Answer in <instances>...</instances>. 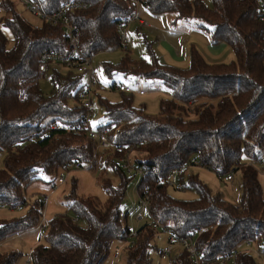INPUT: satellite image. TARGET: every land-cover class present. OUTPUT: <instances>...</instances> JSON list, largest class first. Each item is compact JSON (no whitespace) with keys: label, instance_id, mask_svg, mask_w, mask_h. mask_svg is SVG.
Instances as JSON below:
<instances>
[{"label":"trees","instance_id":"16d2710c","mask_svg":"<svg viewBox=\"0 0 264 264\" xmlns=\"http://www.w3.org/2000/svg\"><path fill=\"white\" fill-rule=\"evenodd\" d=\"M69 0H42L49 12L57 11ZM87 7L70 12L78 29L80 50L94 55L120 47L118 24L136 6L130 0H78ZM258 1L142 0L153 13L175 12L181 18L200 17L209 25L213 44L226 42L236 59L229 63H210L195 47L188 67L163 64L152 54L136 60L129 51L117 64L104 63L107 74L133 73L156 77L172 97L162 99L160 112L151 115L145 105L133 103L132 95L122 92L111 101L96 92L104 120L96 129H110L117 148L100 150L92 169L100 170L105 200L79 195L76 181L67 195L69 214H56L40 236L44 241L33 248V264H105L114 244L127 241L126 264H152L151 250H158V230L146 223L133 241L128 212L123 202L130 179L120 166L122 147L134 148L135 161L148 168L138 190L148 196L152 217L182 236L208 227L197 241L204 260L213 259L245 242H264V189L260 169L264 170V23ZM19 0H1L7 11L5 25L13 33V45L0 28V204L16 206L27 198V189L40 173L55 178L64 165L86 164L94 157V144L85 122L87 109L82 104L84 76L62 64L49 63L41 76L49 75L52 89L45 92L39 83V64L43 54H66L69 38L61 25L43 19L29 21L18 8ZM139 5V6H140ZM138 6V7H139ZM138 9V8H137ZM28 84L25 98L21 97ZM70 125L73 128L67 129ZM75 128V129H74ZM102 152V153H101ZM258 162V167L249 164ZM200 165L219 175L241 171L242 196L234 205L213 192L192 166ZM181 172L179 186L161 182L175 168ZM262 167V168H261ZM109 170L120 182L114 185ZM57 180V178H56ZM56 182V181H55ZM171 189H191L194 199L180 198ZM20 215L0 217V246L15 235L38 226L43 215V200L36 199ZM79 217L73 222L72 217ZM45 234V235H44ZM18 250L2 251L0 264H17ZM171 264H192L187 250ZM230 264H258L256 257L241 252Z\"/></svg>","mask_w":264,"mask_h":264},{"label":"rangeland","instance_id":"374dc122","mask_svg":"<svg viewBox=\"0 0 264 264\" xmlns=\"http://www.w3.org/2000/svg\"><path fill=\"white\" fill-rule=\"evenodd\" d=\"M1 1V0H0ZM209 6H213L212 0H204ZM18 8L22 11L23 15L32 23L40 24L41 18L36 16L27 5L18 3ZM139 18L144 20V24L140 25L139 22H132L128 25V51L133 59H150L152 54L158 57L159 61L163 64L178 66L181 68L188 67L190 63V53L192 47L210 63L224 62L229 63L236 59V55L232 47L226 42L220 44H213L208 28L210 25L200 17L181 18L175 12L153 13L146 6L139 7ZM8 16L7 11L0 4V28L6 33L9 43L8 46L13 45V33L5 25L6 18ZM127 50L122 47H116L112 50L100 52L92 57V64L97 74V79L100 84L107 86L106 90L100 92L108 97L111 101H119L122 97V92L113 88L115 82L124 81L129 86H132L136 90L139 88L145 89L146 93L140 95L137 92L132 95L133 103L139 107L145 105V112L151 115H156L160 112L161 100L169 99L172 94L167 87L163 84V81L159 78L152 77H139L133 73L114 72L113 74H107L104 68L105 62L111 64H117L122 57L126 54ZM179 56L182 58L178 61ZM172 57V59H171ZM173 57L175 59H173ZM185 61V62H183ZM39 83L43 90L49 93L52 89V83L49 75L40 76ZM94 114L91 118V125L93 129L102 123L104 120V111L99 104L97 95L94 98ZM102 153V152H101ZM4 166V156H0V167ZM262 168V167H261ZM189 169V168H188ZM191 170L198 173L200 178L207 183L214 193L219 194L221 197L229 201L234 205H239L241 202L242 188H241V171L232 170L234 178L227 179V174L219 175L213 170L207 167L195 165L191 167ZM100 170L97 169H83L72 170L67 174L66 182L59 186H54L50 182L53 178L46 173H40V180L34 182L27 189L28 202L32 203L36 199H39L42 194H50L49 202L45 211L47 220H50L56 214H69L72 215V211H69L66 207L67 195L73 189V182L76 181L77 193L79 195H93L98 196L100 199L105 200L107 193L103 188L101 180ZM110 179L114 185L120 182L118 177L113 171L109 170ZM59 176H56V178ZM55 178V181H56ZM261 182L264 189V172L260 174ZM142 177L140 175H134L128 184L125 199L123 202V209L128 212V224L131 231H138V229L146 223L151 222L149 214H144V218L139 220L136 218V214L140 210L141 195L138 190V186ZM54 181V183H55ZM172 194L180 198L194 199L198 197V193L191 189L174 190L170 188ZM20 211L0 210V217H9L12 215H20ZM145 213V212H144ZM42 233L37 229H32L26 233L15 235L2 243L1 250H18L23 254L17 264H33L28 261V255L31 250L40 242L44 241V236H40ZM45 235V234H44ZM170 233L159 229L155 237V244L159 249H166L169 246ZM128 241H133V238H129ZM119 243L114 246L112 253L105 262V264H126L125 246L127 241H117ZM120 247V257H115V248ZM247 250L254 251L258 249V244L252 242L250 245H244ZM183 252V247L178 243L173 244V251L170 254H160L158 250H151L153 258L152 264H171L179 253ZM254 255V253H252ZM258 260V256L254 255ZM264 264V258L260 259Z\"/></svg>","mask_w":264,"mask_h":264},{"label":"built area","instance_id":"2783aa9c","mask_svg":"<svg viewBox=\"0 0 264 264\" xmlns=\"http://www.w3.org/2000/svg\"><path fill=\"white\" fill-rule=\"evenodd\" d=\"M22 4L27 5L28 8L41 19L51 22L53 24L61 25L64 29L66 36L69 38V49L66 54H61L59 52H47L43 54L41 57V61L39 64L40 76L47 68L48 64H62L67 68L73 69L77 71L79 74L84 76V90L82 92V104L87 109L85 122L87 124L89 135L92 137L94 144V157L90 162L83 164L81 162H72L63 166V168L59 172V176L57 177L54 186H59L62 183L66 182L67 174H69L72 170H83L88 169L93 166L94 159L97 156L98 151L106 150V149H115L117 148V142L110 135V129H93L91 125V118L94 114V98L96 96V92H100L101 90H106L107 86L104 84H100L97 79V74L92 64V57L85 55L80 50V36L78 29L75 28L69 18V13L78 9H83L87 7L86 2L78 1V0H69L63 3L60 8L55 12H49L44 7L42 0H19ZM142 0H130L131 4L136 6L135 12H133L130 16L126 18V20L120 22L118 24V31L120 33V44L119 46L128 50L129 36H128V25L137 20L142 21L138 15V6ZM259 7V17L260 20L264 23V3L258 1ZM39 76V77H40ZM28 84L24 86L21 92V97L25 98L27 94ZM113 88L120 92L131 93L134 94L137 92L140 95H144L146 91L144 89H135L132 86L123 84V83H114ZM67 129L73 128L70 125L65 126ZM75 129V128H74ZM121 150H124L123 156L119 159V163L121 168L129 175H140L142 178H145L149 175L150 170L135 161L134 158V148L132 147H122ZM249 164L258 167V162L250 160ZM187 166H183L181 168H175L170 172L168 177H161V182H166L170 186H179V176L182 171L187 170ZM264 170L260 169V172ZM234 176L231 171L227 174V179L231 180ZM43 200V215L38 226L35 229L39 230L40 233H44V231L48 228V220L45 215V211L47 208V204L49 202L50 194H42L40 197ZM30 204L28 202V197L23 203H20L16 206L0 204V210L8 211V210H18L23 211L26 206ZM145 212V213H144ZM144 214H149L151 217V226L158 230L162 229L163 231H168L170 233L169 238V246L163 250L164 254H170L173 251V244L178 243L185 250L188 251L190 258L192 260V264H230L233 263L235 258L241 252L254 253L258 256V264H262L260 259L264 258V242L258 244V249L254 251H249L247 248L243 247L244 245H250L252 242H245L241 246L233 249L232 251L224 254H219L215 256L213 259L204 260L202 258V254L198 248V238L199 236L208 230V227H202L196 232H193L189 235L182 236L178 233L172 231V228L159 222L158 220L152 217V213L149 208V199L146 195L145 197L141 196L140 199V210L136 214V218L142 220L144 218ZM73 222H78L79 217L73 216ZM137 231H131L130 236L134 238L137 235ZM120 256V247L115 248V257L118 258ZM33 259V249L28 255V261L32 262Z\"/></svg>","mask_w":264,"mask_h":264},{"label":"crops","instance_id":"0c3cea01","mask_svg":"<svg viewBox=\"0 0 264 264\" xmlns=\"http://www.w3.org/2000/svg\"><path fill=\"white\" fill-rule=\"evenodd\" d=\"M140 6H141V5H140ZM140 6H139V7H140ZM139 7H138V13H139ZM141 20H142V21L137 20V21H135V22H139L140 25H143V24H144V20H143V19H141ZM176 58H178V61H181L183 57L180 58L179 56H176ZM171 59H172V57H171ZM173 59H175V58L173 57ZM183 62H185V61H183ZM115 83H116V82H115ZM118 83H123V84L128 85V84H127L126 82H124V81H120V82H118ZM139 89H143V88H139ZM144 90H145V89H144ZM118 244H119V243H115L114 246H115V245H118ZM1 245H2V244H1ZM120 253H121V248H120ZM119 257H120V256H119ZM119 257H118V258H119Z\"/></svg>","mask_w":264,"mask_h":264}]
</instances>
